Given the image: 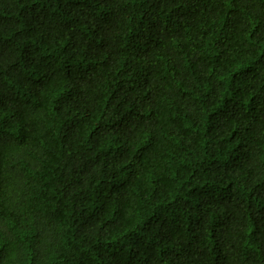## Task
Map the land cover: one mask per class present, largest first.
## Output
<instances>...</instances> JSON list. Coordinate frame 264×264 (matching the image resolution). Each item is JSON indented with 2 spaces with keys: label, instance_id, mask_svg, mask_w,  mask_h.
<instances>
[{
  "label": "trees",
  "instance_id": "trees-1",
  "mask_svg": "<svg viewBox=\"0 0 264 264\" xmlns=\"http://www.w3.org/2000/svg\"><path fill=\"white\" fill-rule=\"evenodd\" d=\"M0 264H264V0H0Z\"/></svg>",
  "mask_w": 264,
  "mask_h": 264
}]
</instances>
